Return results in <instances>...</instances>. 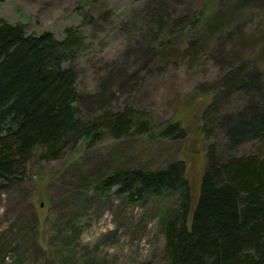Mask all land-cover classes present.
Listing matches in <instances>:
<instances>
[{
	"label": "rangeland",
	"instance_id": "374dc122",
	"mask_svg": "<svg viewBox=\"0 0 264 264\" xmlns=\"http://www.w3.org/2000/svg\"><path fill=\"white\" fill-rule=\"evenodd\" d=\"M144 1L0 0V21L23 25L28 34L47 31L60 39L66 28H80L86 48L73 67L84 117L131 109L151 118L154 134L170 123L183 131L181 138L116 139L106 133L99 142L72 139L60 159L40 162L34 156L22 181L0 185V264H166L162 220L174 198L152 194L131 201L120 186L109 188L105 181L182 160L197 189L208 147L219 146L225 117L243 103L237 93L220 95L222 80L243 66L260 71L264 84V0H218L215 8L212 0H175L193 10L211 6L213 14L192 35H207L208 44L196 53L186 34L189 25L175 21L179 35L165 57L140 66L131 59L150 44L142 32L148 23ZM219 11L223 15L214 21ZM84 12L91 21L82 22ZM258 101L264 103V94ZM210 103L208 123L202 114ZM214 152L217 157L261 153L255 143Z\"/></svg>",
	"mask_w": 264,
	"mask_h": 264
},
{
	"label": "trees",
	"instance_id": "16d2710c",
	"mask_svg": "<svg viewBox=\"0 0 264 264\" xmlns=\"http://www.w3.org/2000/svg\"><path fill=\"white\" fill-rule=\"evenodd\" d=\"M217 1L211 2L214 8ZM144 2L148 23L142 32L150 44L133 54L132 65L165 57L164 50L179 35L175 21L189 25L186 34L196 53L208 44L207 35H192L213 14L210 5L193 10L175 0ZM222 15L216 13L214 21ZM80 16L82 22L92 20L88 12ZM85 48L78 27L66 28L58 39L51 32L32 35L23 25L0 21V185L22 181L34 156L40 162L62 158L72 139L99 142L106 133L116 139L134 134L183 137L175 123L154 134L151 118L131 109L84 117L73 64ZM241 67L222 80L220 95L237 93L243 103L225 117L219 146L208 147L196 190L182 160L156 170L124 171L105 181L109 188L120 186L131 201L152 194L174 198L162 220L166 264H264V103L258 101L264 84L260 71ZM100 88L107 90L104 83ZM213 107L210 103L202 114L208 123ZM204 131L209 139L211 130ZM249 143L260 148L259 156L214 154L216 148L225 152Z\"/></svg>",
	"mask_w": 264,
	"mask_h": 264
}]
</instances>
